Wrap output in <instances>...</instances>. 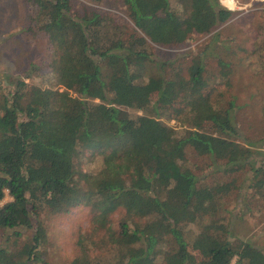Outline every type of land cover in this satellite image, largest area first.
I'll list each match as a JSON object with an SVG mask.
<instances>
[{"label":"trees","instance_id":"obj_1","mask_svg":"<svg viewBox=\"0 0 264 264\" xmlns=\"http://www.w3.org/2000/svg\"><path fill=\"white\" fill-rule=\"evenodd\" d=\"M119 1L133 24L95 8L76 10L72 0H33L36 28L53 46L49 66L64 88L18 79L9 92L0 89V202L6 191L13 197L0 205V230L19 234L34 227L41 209L59 212L86 201L97 209V228L120 247L121 264H264V246L251 240L234 243L213 225L192 238L186 230L199 209L195 198L214 208L219 195L218 186H198L185 164L189 149L233 171L252 167L264 187V161L254 166L255 152L238 141L233 107L216 108L207 97L202 57L189 66V77L147 67L154 61L150 41L183 44L217 29L232 10L219 0ZM181 105L192 114L182 134L160 119ZM91 147H99L101 163L84 175L83 192L78 161ZM122 209L118 234L112 215ZM45 238L38 225L25 255L0 243V264H47L39 250ZM168 240L178 248L159 259ZM72 264L110 263L83 250Z\"/></svg>","mask_w":264,"mask_h":264},{"label":"rangeland","instance_id":"obj_2","mask_svg":"<svg viewBox=\"0 0 264 264\" xmlns=\"http://www.w3.org/2000/svg\"><path fill=\"white\" fill-rule=\"evenodd\" d=\"M219 1L233 12L227 22L180 45H160L150 41L148 47L154 61L147 67L153 73L161 71L167 77L178 73L189 77V66L202 57L208 78L207 97L216 108L233 107L240 133L238 141L255 152L254 166L260 167L262 159L264 161L261 155L264 152V0H232L236 3L234 8L225 0ZM72 4L76 10L85 6L95 8L133 24L126 6L119 0H72ZM36 12L33 0H0V89L4 92L14 89L18 79L43 88H64L49 66L53 46L47 36L38 32L34 21ZM167 61L170 62L164 68L158 65ZM153 97H157L156 92ZM181 106L184 108L170 109L160 118L180 134L192 126L190 110ZM101 157L99 147L83 149L77 174L83 192L89 187L84 175L97 172ZM185 164L198 176V186L219 187L214 208L195 198L194 203L199 209L194 220L186 225L188 236L192 238L213 225L216 234L228 235L234 243L251 240L257 246H264V187L257 184L254 169L246 166L233 171L225 167L224 162L215 161L209 155L199 156L191 149ZM12 200L6 191L0 205ZM96 214L97 209L86 201L59 212L41 209L36 214L33 228H18L19 234L13 229L0 230V243L25 255L40 225L46 238L39 250L47 264H72L83 250L97 260L121 264L120 247L106 230L97 228ZM126 215L123 209L112 215V225L118 234H121ZM177 248V244L168 240L159 259L163 258L165 250L169 257Z\"/></svg>","mask_w":264,"mask_h":264},{"label":"bare ground","instance_id":"obj_3","mask_svg":"<svg viewBox=\"0 0 264 264\" xmlns=\"http://www.w3.org/2000/svg\"><path fill=\"white\" fill-rule=\"evenodd\" d=\"M225 3L230 7H236V3L232 0H225Z\"/></svg>","mask_w":264,"mask_h":264}]
</instances>
